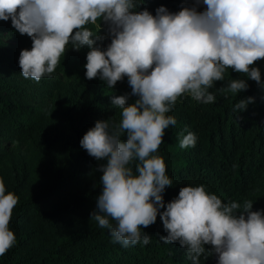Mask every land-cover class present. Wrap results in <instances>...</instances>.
Here are the masks:
<instances>
[{
    "label": "clouds",
    "instance_id": "9594fccd",
    "mask_svg": "<svg viewBox=\"0 0 264 264\" xmlns=\"http://www.w3.org/2000/svg\"><path fill=\"white\" fill-rule=\"evenodd\" d=\"M201 2L206 5L202 12L197 10ZM142 3L0 0V20L11 19L12 27L32 40L31 50H22L18 61L25 79L51 78L69 45L89 49L88 80L98 77L112 89L127 77L131 93L111 101L121 110V120L97 121L80 141L89 156L106 161L99 165L102 191L90 218L109 230L113 242L148 245L151 237L142 229L159 215L167 232L160 240L179 242L191 264L209 255L218 264H264V210L253 211L251 200L224 203L205 185L181 187L165 208L163 193L173 181L157 154L165 130L177 123L167 114L179 97L214 103L217 97L210 89L225 80L228 69L264 88L260 69L253 66L264 59V0H195L176 13L160 6L155 15L138 10ZM98 21L97 31L88 27ZM102 24L111 38L106 49L98 44L106 39L100 35ZM248 88L246 79H230L217 91L226 95ZM130 96L137 99L128 103ZM250 103L253 97L240 99L233 111H244ZM179 135L181 149L195 147L194 132ZM18 202L14 192L6 194L0 177V256L17 242L9 225Z\"/></svg>",
    "mask_w": 264,
    "mask_h": 264
},
{
    "label": "trees",
    "instance_id": "16d2710c",
    "mask_svg": "<svg viewBox=\"0 0 264 264\" xmlns=\"http://www.w3.org/2000/svg\"><path fill=\"white\" fill-rule=\"evenodd\" d=\"M194 4L195 0H143L138 10L146 8L155 15L164 6L176 13ZM205 9L201 2L197 10ZM99 24L88 27L97 31ZM100 35L106 39L98 44L106 49L111 42L108 25L102 24ZM31 47V38L19 34L11 19L0 20V177L6 194L19 197L9 225L17 242L0 256V264H191L179 242L160 240L167 232L159 215L142 229L150 243L129 247L113 242L109 230L90 218L102 191L99 165L106 161L89 156L80 141L97 121L121 120V110L111 101L131 93L127 77L112 89L98 77L88 80L89 49L76 51L69 45L71 55L61 57L54 78L25 79L18 61L20 52ZM253 66L264 81V59ZM230 79H246L249 88L236 94L218 92ZM210 91L216 94L214 103L205 105L183 95L167 114L177 123L165 130L157 153L173 181L163 193L165 208L181 187L205 185L224 203L251 200L253 211L264 210V88L228 69L225 80L216 81ZM247 97L254 103L233 111ZM135 99L130 96L128 103ZM182 132L196 134L195 147H179ZM201 264H218L217 257L202 256Z\"/></svg>",
    "mask_w": 264,
    "mask_h": 264
},
{
    "label": "rangeland",
    "instance_id": "374dc122",
    "mask_svg": "<svg viewBox=\"0 0 264 264\" xmlns=\"http://www.w3.org/2000/svg\"><path fill=\"white\" fill-rule=\"evenodd\" d=\"M6 41H7V40H6ZM7 42H9V41H7ZM65 55H71V53H70V51H69V48H68V50L66 51ZM52 77L54 78L55 76H52Z\"/></svg>",
    "mask_w": 264,
    "mask_h": 264
}]
</instances>
